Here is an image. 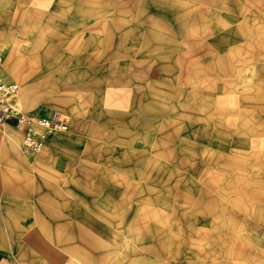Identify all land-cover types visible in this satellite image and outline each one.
<instances>
[{"label":"rangeland","instance_id":"rangeland-1","mask_svg":"<svg viewBox=\"0 0 264 264\" xmlns=\"http://www.w3.org/2000/svg\"><path fill=\"white\" fill-rule=\"evenodd\" d=\"M6 15L11 103L64 113L69 128L49 144L75 131L88 182L37 178L28 158L48 147L21 153L5 164L0 229L37 223L23 202L67 190L71 218L101 230L55 248L64 264H264V0H0ZM16 233L0 231V264H38Z\"/></svg>","mask_w":264,"mask_h":264},{"label":"crops","instance_id":"crops-1","mask_svg":"<svg viewBox=\"0 0 264 264\" xmlns=\"http://www.w3.org/2000/svg\"><path fill=\"white\" fill-rule=\"evenodd\" d=\"M7 8L8 6L7 4H5L4 5L5 12L9 13ZM6 17L7 15L4 16V19H0V22L8 21ZM34 36H35L34 37L35 40H39L44 37L43 35H40V34L39 35L35 34ZM0 40H1L0 42L2 43L3 54H4L2 67H4L5 60H7L10 57L13 58L14 56L13 52L17 48L15 47L14 41L6 37L5 38L2 37V39ZM13 70L16 71L17 70L16 67H14ZM8 125L10 127H15V130H11V129L9 130L7 128L8 130L7 129L6 130L10 132L9 134L10 136L7 137L8 138L7 141L5 140L3 143L1 142L2 140L0 139V206L2 205L1 195H11L10 192L8 194L6 190L7 183L6 181H4L6 180V176H7V171L5 167L6 162L9 160L11 163H17V164L22 163L24 162L22 154L28 155L32 153V152L25 153L22 150L21 148L22 138L20 140V146L19 147L15 146L16 141H18V132H20V129L18 128L19 126L17 125H14V124H8ZM67 130L61 131V132L65 133L67 132ZM57 133H60V132H57ZM57 133H55V135ZM55 135L53 134L52 136H55ZM2 136L3 135H1L0 133V137ZM52 136L49 137L46 143L45 147H48V148L46 149L44 153H40V154L32 153L33 155L28 158V159H31V161L33 162L32 165L36 166L37 178L42 177L43 175L41 174V172H43V173H46V175L49 178L52 176L53 177L56 176V178H58V181H59V179H61L62 177H67V174L68 175L71 174L74 178L77 177L80 183L86 184L88 180L81 179V176L83 174L85 175L87 174V166H88L87 156L77 154V152L78 153L86 152L87 149H84L81 145L72 143V141L75 140L74 138L77 137V133L74 131L70 134L57 135L54 138L53 142L49 144L50 138ZM22 137H23V132H22ZM62 151H68V152H62ZM77 158H79L78 161H77ZM62 160L65 161L68 165L67 168H65V170L71 167L70 172L63 170V167H56V164H59L60 162H62ZM89 166H90L89 168L96 167L94 163L90 164ZM98 166H102V165H98ZM16 172L15 174H17ZM63 191L64 190H60V191L56 190V191L51 192L47 190L46 195H43V193L38 194L42 196L37 197V202H32V203L23 202L24 208L26 207L30 208L29 215H36L38 213L39 216L37 217L38 219L37 223L16 224L15 225L16 228L14 227L8 228L7 223L3 222L4 224L3 229H0V231L2 232L3 231L4 232H7V231L17 232L16 235L12 237L13 238L12 242L14 243V245L18 241H21V242L17 246H20V245L23 246V242L25 241L29 242L31 247L27 244H25V246H29L31 248L32 254L38 256L36 260L37 262L35 261L38 264H45V263L46 264H64L63 262L64 256H60L61 254L56 255L55 248L64 249L65 246L67 248H70V247L75 248L76 246L81 247V245H77L75 241L82 242V244L85 247L86 241L88 240V236L92 237V234L89 235L88 233H94L97 230H101V229H96L95 227L91 225H88L87 220L83 219L84 220L83 222L81 221V218H79L78 220H76V218L75 219L71 218L76 215V211L79 209H76V210L68 209L71 203L69 200L66 202V199L68 197L67 195L74 196L76 194L74 192H69L67 190L66 192L63 193ZM16 194L17 193L15 192L14 195ZM21 195H29V194L22 193ZM34 195H37V194H34ZM62 195H66L64 196L65 203L62 202L63 201ZM81 195H85V197L87 195L86 190L84 188L82 191H80L77 194V196H79L77 197L78 200L85 198ZM25 198L27 200V197ZM38 198H40L42 201L45 200V202H41ZM69 198L70 200H72V197L69 196ZM63 206H64V210H62ZM78 207H80V205H78ZM82 209H81L82 214L83 216H85L86 211L84 210H87V209L86 208H82ZM5 211H6L5 207L4 209L2 208L0 210V219L6 221L4 217H6L8 214H5ZM16 216L18 215L16 214ZM23 233H27V234L29 233V235L27 234L24 235ZM56 233L58 234L56 235ZM35 242H36V245L34 244ZM34 246L38 248L42 247L41 253L42 254L45 253L46 256L42 255L43 257L40 258V253H38L37 251L35 252V250L33 249ZM135 259H136L135 256H129L125 258V256L119 257L118 254H115L111 256L110 264H124L125 262L126 264H134L136 263ZM145 259L147 260V258H144V260ZM84 263H86V261H84Z\"/></svg>","mask_w":264,"mask_h":264},{"label":"built area","instance_id":"built-area-1","mask_svg":"<svg viewBox=\"0 0 264 264\" xmlns=\"http://www.w3.org/2000/svg\"><path fill=\"white\" fill-rule=\"evenodd\" d=\"M3 48L0 44V63L3 61ZM19 83L0 77V124H14L22 129L21 148L25 153L42 150L50 136L66 131L69 122L64 113L56 109L49 115L30 114L11 103L12 95Z\"/></svg>","mask_w":264,"mask_h":264},{"label":"bare ground","instance_id":"bare-ground-1","mask_svg":"<svg viewBox=\"0 0 264 264\" xmlns=\"http://www.w3.org/2000/svg\"><path fill=\"white\" fill-rule=\"evenodd\" d=\"M3 62V61H2ZM2 62L0 63V70H1V67H2Z\"/></svg>","mask_w":264,"mask_h":264}]
</instances>
